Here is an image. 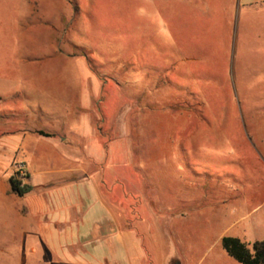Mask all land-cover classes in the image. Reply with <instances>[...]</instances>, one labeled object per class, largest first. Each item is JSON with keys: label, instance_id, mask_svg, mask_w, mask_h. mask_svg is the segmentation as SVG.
I'll list each match as a JSON object with an SVG mask.
<instances>
[{"label": "rangeland", "instance_id": "obj_1", "mask_svg": "<svg viewBox=\"0 0 264 264\" xmlns=\"http://www.w3.org/2000/svg\"><path fill=\"white\" fill-rule=\"evenodd\" d=\"M221 2L0 0V128L19 123L8 112L28 75L81 94L89 73L98 90L84 115L114 153L96 178L118 180L107 164L124 163L122 208L158 264H238L218 240L238 213L218 196L264 180V10Z\"/></svg>", "mask_w": 264, "mask_h": 264}, {"label": "crops", "instance_id": "obj_2", "mask_svg": "<svg viewBox=\"0 0 264 264\" xmlns=\"http://www.w3.org/2000/svg\"><path fill=\"white\" fill-rule=\"evenodd\" d=\"M224 1L230 12L264 10V0H222L221 5ZM28 77L34 83L24 88L23 100L8 112V118L19 123L9 131L0 128V252H9L0 255V263L29 264L34 257L36 264H158L151 258L156 250L145 249L138 224L130 225L122 208L130 183L121 174L124 163L107 164L121 171L118 180L96 178L95 165L103 172L106 157L114 153L111 144L105 146L97 138L89 115H84L98 90L95 80L86 73L78 94L74 85L50 83L38 70ZM89 81L94 94L86 84ZM79 114L84 115L81 120ZM75 118L77 135L72 127ZM39 145L51 150L60 162L57 167L53 165L57 161L42 150L37 152ZM15 159L24 162L25 183L30 187L21 197L10 192V165ZM111 184L121 188L119 210L110 200ZM101 187L109 188L105 196ZM240 188L232 187L229 194L225 187L218 196L219 202L234 204L238 213L218 240L227 236L246 244L264 242V180Z\"/></svg>", "mask_w": 264, "mask_h": 264}, {"label": "trees", "instance_id": "obj_3", "mask_svg": "<svg viewBox=\"0 0 264 264\" xmlns=\"http://www.w3.org/2000/svg\"><path fill=\"white\" fill-rule=\"evenodd\" d=\"M39 134L45 135L41 132ZM9 183L10 192L17 196L21 197L30 191L26 183L20 184L12 179ZM221 246L225 253L238 264H264V242L246 244L237 238L225 236L221 239Z\"/></svg>", "mask_w": 264, "mask_h": 264}, {"label": "built area", "instance_id": "obj_4", "mask_svg": "<svg viewBox=\"0 0 264 264\" xmlns=\"http://www.w3.org/2000/svg\"><path fill=\"white\" fill-rule=\"evenodd\" d=\"M11 177L14 182H20V184H24L27 177L26 166L23 161H15L10 166Z\"/></svg>", "mask_w": 264, "mask_h": 264}]
</instances>
